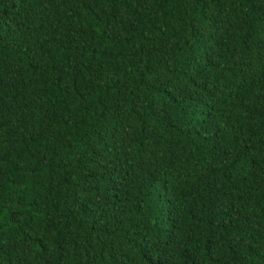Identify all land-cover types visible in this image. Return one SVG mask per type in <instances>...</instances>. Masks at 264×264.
Returning <instances> with one entry per match:
<instances>
[{"label":"trees","instance_id":"obj_1","mask_svg":"<svg viewBox=\"0 0 264 264\" xmlns=\"http://www.w3.org/2000/svg\"><path fill=\"white\" fill-rule=\"evenodd\" d=\"M0 264H264V0H0Z\"/></svg>","mask_w":264,"mask_h":264}]
</instances>
